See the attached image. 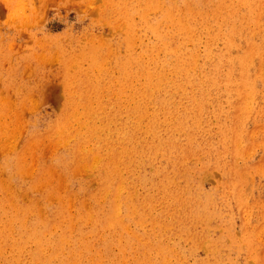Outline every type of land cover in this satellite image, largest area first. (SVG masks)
Listing matches in <instances>:
<instances>
[{
	"label": "rangeland",
	"instance_id": "rangeland-1",
	"mask_svg": "<svg viewBox=\"0 0 264 264\" xmlns=\"http://www.w3.org/2000/svg\"><path fill=\"white\" fill-rule=\"evenodd\" d=\"M38 2L0 0V264H26L6 259L22 235L17 209L33 201L28 222L68 203L53 229L72 236L62 264H264V0H47L35 20L13 17ZM80 150L95 160L69 166ZM106 173L122 186L118 227L92 236L76 215L110 209ZM85 234L102 238L81 245Z\"/></svg>",
	"mask_w": 264,
	"mask_h": 264
},
{
	"label": "bare ground",
	"instance_id": "bare-ground-1",
	"mask_svg": "<svg viewBox=\"0 0 264 264\" xmlns=\"http://www.w3.org/2000/svg\"><path fill=\"white\" fill-rule=\"evenodd\" d=\"M20 1H22V0H20ZM195 1V0H194ZM47 3V0H39V2L37 3V5L34 7H29V8H27V10H29L30 12H29V18H28V16H27V14H26V6H23V7H19V9H17V11L13 14V17H18L19 18V21L22 23V24H27L28 22H31V21H33V20H35L37 17L36 16H38V13H39V11L41 10V8L43 7V6H45V4ZM14 4V3H13ZM21 4V3H20ZM157 5V4H156ZM160 5V4H159ZM198 7V6H197ZM19 10H21V15L22 16H20V11ZM141 10V9H140ZM145 15V14H144ZM163 15V14H162ZM162 15H160V16H162ZM157 19H158V17H156ZM150 20V19H149ZM154 20V19H153ZM154 22V21H153ZM173 24H175V23H173ZM197 25V24H196ZM148 28V27H147ZM137 29V28H136ZM144 30V29H143ZM188 30V29H187ZM145 32V31H144ZM197 33V32H196ZM168 35V34H167ZM179 35V34H178ZM48 36V35H47ZM170 36H172V35H170ZM46 37V36H45ZM142 37V36H141ZM237 37V36H236ZM43 38V37H42ZM57 38V37H56ZM55 38V39H56ZM44 39V38H43ZM50 39V38H49ZM54 39V40H55ZM162 39V38H161ZM53 40V39H52ZM95 40H97V39H95ZM165 40V39H164ZM178 40V39H177ZM45 42H43V46H44V48L43 49H47V46H49L50 47V44H51V46H53L52 44H54V43H50V42H48V41H46V40H44ZM100 42H101V40H99ZM175 41V40H174ZM97 42V41H96ZM45 43V44H44ZM176 44V43H175ZM215 44V43H214ZM94 45V44H93ZM103 46V45H102ZM105 47V46H104ZM172 47V46H171ZM106 48V47H105ZM153 48V47H152ZM73 49V48H72ZM101 49V48H100ZM103 50V49H102ZM106 51V50H105ZM154 51V50H153ZM232 51V50H231ZM102 52V51H101ZM103 52H104V50H103ZM73 53V52H72ZM71 53V54H72ZM72 56V55H71ZM77 56H79V55H77ZM67 57V56H66ZM107 57V56H106ZM74 58H76V56L74 57ZM105 58V57H104ZM100 59V58H99ZM67 60H65L64 59V63L66 62ZM69 62V61H68ZM67 62V63H68ZM208 63V62H207ZM106 64V63H105ZM136 64V63H135ZM183 64V63H182ZM62 65V64H61ZM65 65V64H64ZM64 65H63V67H64ZM74 65V64H73ZM103 65V64H102ZM134 65V64H133ZM138 65V64H137ZM136 65V66H137ZM72 66V65H71ZM104 66V65H103ZM130 66V65H129ZM75 67V66H74ZM193 67H195V66H193ZM192 67V68H193ZM69 68V67H68ZM72 68V67H71ZM134 68V67H133ZM225 68L226 69H228L226 66H225ZM97 69V68H96ZM99 69V68H98ZM101 69V68H100ZM151 69V68H150ZM64 70L66 71V67H64ZM134 70V69H133ZM132 70V71H133ZM212 70V69H211ZM64 71V72H65ZM224 71V70H223ZM61 72H62V70H61ZM96 72V71H95ZM185 72V71H184ZM77 73V72H76ZM191 73V72H190ZM207 73V72H206ZM222 73V72H221ZM80 74H82V73H80ZM102 74V73H101ZM93 76V75H92ZM223 76V75H222ZM221 76V77H222ZM78 77V76H77ZM105 77V76H104ZM110 77V76H109ZM79 78H81V77H79ZM77 79V78H76ZM107 79V78H106ZM224 79V78H223ZM80 80V79H79ZM95 80V79H94ZM102 82V81H101ZM76 83V82H75ZM64 89H65V91H67L68 92V95L70 96V93H71V91L73 90L71 87H72V78L70 77V76H67V78H65V82H64ZM125 84V83H124ZM123 84V85H124ZM92 85V84H91ZM90 85V86H91ZM106 86V85H105ZM229 86V85H228ZM96 87V86H95ZM91 88V87H90ZM150 88H152V87H150ZM90 92V91H89ZM95 93V92H94ZM145 94V93H144ZM231 96V95H230ZM71 97V96H70ZM244 97V96H243ZM79 98V97H78ZM242 98V97H241ZM184 99V98H183ZM236 99V98H235ZM182 101V100H181ZM78 102V101H77ZM194 102V101H193ZM239 102H240V100H239ZM88 103V102H87ZM242 103V102H241ZM167 104V103H166ZM78 105H80V104H78ZM89 105V104H88ZM87 105V106H88ZM92 105V104H91ZM174 105V104H173ZM64 106H66V109L65 110H67V109H72V107H73V101H71L70 99H67V101L65 102V104H64ZM186 106V105H185ZM234 106V105H233ZM85 107V106H84ZM188 107V106H187ZM65 108V107H64ZM75 108V107H74ZM73 108V109H74ZM78 108V107H77ZM153 108V107H152ZM237 108V107H236ZM83 109V108H82ZM88 109V108H87ZM92 110V109H91ZM136 110V109H135ZM150 110V109H149ZM236 110V109H235ZM82 111V110H81ZM85 111H87V110H85ZM100 111V110H99ZM99 111H97V112H99ZM131 111V110H130ZM134 111V110H133ZM187 111V110H186ZM71 112V111H70ZM76 112V111H75ZM74 112V113H75ZM90 112V111H89ZM96 112V113H97ZM159 112V111H158ZM185 112V111H184ZM239 112V111H238ZM73 113V114H74ZM83 113V112H82ZM127 113H128V110H127ZM79 114V113H78ZM89 114V113H88ZM132 114V113H131ZM124 115V114H123ZM133 115V114H132ZM150 115V114H149ZM148 115V116H149ZM161 115V114H160ZM171 116V115H170ZM169 116V117H170ZM73 117V116H72ZM98 117V116H97ZM137 117V116H136ZM141 117V116H140ZM153 117V116H152ZM156 117V116H155ZM159 117V116H158ZM193 117V116H192ZM92 118V117H91ZM56 119V118H55ZM72 119V118H71ZM168 119V118H167ZM175 119V118H174ZM84 120V119H83ZM94 120V119H93ZM141 120V119H140ZM154 120V119H153ZM152 120V121H153ZM157 120V119H156ZM159 120H160V118H159ZM98 121V120H97ZM142 121V120H141ZM55 122V121H54ZM79 122V121H78ZM84 122V121H83ZM111 122V121H110ZM147 122V121H146ZM203 122V121H202ZM166 123V122H165ZM169 123V122H168ZM172 123V122H171ZM174 123V122H173ZM189 123V122H188ZM54 124V123H53ZM73 124V123H72ZM91 124V123H90ZM110 124V123H109ZM161 124V123H160ZM51 125V124H50ZM92 125V127L93 128H95V129H98L99 127L96 125V123H95V121H94V123L93 124H91ZM108 125V124H107ZM136 125V124H135ZM144 125V124H143ZM186 125V124H185ZM192 125V124H191ZM198 125V124H197ZM67 126H68V120H67V118L66 117H64L63 119H61L59 122H57V123H55L54 125H53V130L55 131V132H58L60 129H66L67 128ZM101 126V125H100ZM106 126V125H105ZM152 126V125H151ZM163 126V125H162ZM175 126V125H174ZM123 127H125V126H123ZM130 127V126H129ZM82 128V127H81ZM120 128V127H119ZM80 129V128H79ZM101 129V128H100ZM114 129H116V127L114 128ZM126 129V128H125ZM128 129V128H127ZM152 128H150V130H151ZM188 129V128H187ZM72 130V129H71ZM121 129H119V131H120ZM124 130V129H123ZM158 130V129H157ZM178 130V129H177ZM176 130V131H177ZM77 131H79V130H77ZM126 131V130H125ZM148 131V130H147ZM60 132V131H59ZM111 132V131H110ZM113 132V131H112ZM112 132H111V134H112ZM135 132V131H134ZM149 132V131H148ZM172 132V131H171ZM77 133V132H76ZM75 133V134H76ZM91 133H92V131H91ZM104 133H105V130H101V131H96V135H95V139H96V142L98 143L99 141H101V142H103V143H106L107 141H106V139H105V135H104ZM126 133V132H125ZM170 133V132H169ZM106 134V133H105ZM116 134H117V132H116ZM135 134V133H134ZM167 134V133H166ZM38 135H41V134H38ZM80 135H82V131L80 132ZM61 136L64 138V143L63 144H65V143H67L68 141H69V138H71L72 137V133L71 132H66V133H63V134H61ZM79 136V135H78ZM77 136V137H78ZM107 136V135H106ZM110 136V135H109ZM112 136V135H111ZM115 135H113V137H114ZM117 136H118V134H117ZM126 136V135H125ZM130 136V135H129ZM153 136V135H152ZM161 136V135H160ZM168 136V135H167ZM39 137V136H38ZM81 137V136H80ZM79 137V138H80ZM120 137V136H119ZM124 137V136H123ZM147 137V136H146ZM150 137H151V135H150ZM45 138V137H44ZM78 139V138H77ZM149 139V138H148ZM152 139H153V137H152ZM162 139H164V137L162 138ZM175 139V138H174ZM173 139V140H174ZM43 140V139H42ZM127 140V139H126ZM125 140V141H126ZM139 140V139H138ZM142 140V139H141ZM158 140H159V138H158ZM166 140V139H165ZM168 140V139H167ZM171 140V139H170ZM184 140V139H183ZM41 141V140H40ZM46 141V140H45ZM49 141V140H48ZM55 141V140H54ZM72 141V140H71ZM117 141V140H116ZM130 141V140H129ZM153 141H154V139H153ZM160 141V140H159ZM169 141V140H168ZM109 142V141H108ZM29 143V142H28ZM51 143V142H50ZM62 143V142H61ZM70 143V142H69ZM96 143V144H97ZM129 143V142H128ZM127 143V144H128ZM152 143V142H151ZM150 143V144H151ZM156 143V142H155ZM168 143V142H167ZM171 143V142H170ZM177 143V142H176ZM49 144V143H48ZM90 144V143H89ZM95 144V145H96ZM101 144V143H100ZM124 144H126L125 142H124ZM132 144V143H131ZM134 144V143H133ZM147 144H149V143H147ZM41 145V144H40ZM49 145H51V144H49ZM138 145H140V144H138ZM158 145V144H157ZM156 145V146H157ZM162 145V144H161ZM174 145V144H173ZM184 145H185V143H184ZM34 146V145H33ZM32 146V147H33ZM37 145L35 144V147H36ZM53 146H56V145H53ZM75 146V145H74ZM86 146V145H85ZM89 146V145H88ZM149 146V145H148ZM160 146V145H159ZM170 146V145H169ZM194 146V145H193ZM52 147V146H51ZM78 147V146H77ZM98 147V146H97ZM140 147V146H139ZM142 147V146H141ZM150 147V146H149ZM168 147V146H167ZM179 147V146H178ZM30 148V147H29ZM49 148V147H48ZM47 148V149H48ZM84 148V147H83ZM103 148V147H102ZM143 148V147H142ZM145 148V147H144ZM143 148V149H144ZM151 148V147H150ZM159 148V147H158ZM175 148V147H174ZM73 149V148H72ZM101 149V148H100ZM125 149V148H124ZM178 149H180V148H178ZM49 150V149H48ZM83 150V149H82ZM82 150H80V151H77V152H75L73 155H72V159L69 161V166L71 165V164H73L74 162H77V161H79V160H81V158L82 159H89L90 158V160L92 161V159H94L95 160V158H91L92 157V151L91 150H84L83 152H82ZM135 150H137V149H135ZM154 150H155V148H154ZM160 150V149H159ZM168 150V149H167ZM172 150V149H171ZM177 150V149H176ZM189 150V149H188ZM34 151V150H33ZM38 151V150H37ZM51 151H53V150H51ZM73 151V150H72ZM125 151H126V149H125ZM134 151V150H133ZM147 151V150H146ZM150 151V150H149ZM160 151H162V150H160ZM165 151V150H164ZM178 151V150H177ZM176 151V154L178 153ZM0 152H2L1 150H0ZM29 152V151H28ZM48 152V151H47ZM67 152V151H66ZM148 152V151H147ZM34 153V152H33ZM36 153V152H35ZM42 153V152H41ZM40 153V154H41ZM123 153V152H122ZM145 153V152H144ZM154 153V152H153ZM156 153V152H155ZM160 153H162V152H160ZM166 153H167V151H166ZM169 153H170V151H169ZM115 154V153H114ZM121 154V153H120ZM132 154V153H131ZM152 154V153H151ZM157 154V153H156ZM29 155V154H28ZM35 155V154H34ZM25 156H26V154H25ZM103 156V155H102ZM143 156V155H142ZM147 156V155H146ZM24 157V156H23ZM22 157V158H23ZM36 157V156H35ZM110 157V156H109ZM121 157V156H120ZM124 157V156H123ZM129 157V156H128ZM133 157V156H132ZM131 157V158H132ZM137 157V156H136ZM136 157H135V159H136ZM144 157V156H143ZM179 157V156H178ZM43 158V157H42ZM119 158V157H118ZM122 158V157H121ZM121 158H120V160H121ZM134 158V157H133ZM138 158V157H137ZM147 158V157H146ZM181 158V157H180ZM186 158V157H185ZM46 159V158H45ZM45 159H44V161H45ZM65 159V158H64ZM187 159V158H186ZM36 160V159H35ZM34 160V161H35ZM68 160V159H67ZM26 161V160H25ZM43 161V162H44ZM58 161H60V160H58ZM90 161V162H91ZM129 161V160H128ZM172 161H174L173 159H172ZM182 161V160H181ZM24 162V161H23ZM40 162H42V161H40ZM56 162H57V160H56ZM85 162V161H84ZM98 162V161H97ZM109 162V161H108ZM126 162V161H125ZM124 162V163H125ZM142 162V161H141ZM15 163V162H14ZM35 163V162H34ZM39 163V162H38ZM58 163V162H57ZM118 163L119 162H114V168L115 167H117L118 166ZM128 163V162H127ZM132 163V162H131ZM140 163V162H139ZM174 164V163H173ZM172 164V165H173ZM177 164V163H176ZM101 165V164H100ZM138 165V164H137ZM15 166V165H14ZM32 166H35V165H32ZM80 166H82V165H80ZM84 166H85V163H84ZM125 166V165H124ZM127 166H128V164H127ZM134 166V165H133ZM178 166V165H177ZM68 167V166H67ZM78 167V166H77ZM86 167V166H85ZM94 167V166H93ZM104 167V166H103ZM121 167V166H120ZM136 167V166H135ZM176 167V166H175ZM181 167H182V164H181ZM35 168V167H34ZM54 168V167H53ZM56 168V167H55ZM69 168V167H68ZM80 168V167H79ZM99 168V167H98ZM127 168V167H126ZM129 168H132V167H129ZM174 168V167H173ZM15 169V168H14ZM13 169V170H14ZM175 169V168H174ZM181 169V168H180ZM183 169V168H182ZM185 169V168H184ZM22 170V169H21ZM31 170V169H30ZM29 170V171H30ZM60 170V169H59ZM77 170H78V168H77ZM80 170V169H79ZM87 170V168L85 169V171ZM121 170V169H120ZM134 170V169H133ZM136 170V169H135ZM188 170V169H187ZM24 171H26V170H24ZM32 171V170H31ZM51 171V170H50ZM55 171V170H54ZM65 171H70V169H66ZM73 171V170H72ZM129 171V170H128ZM132 171V170H131ZM45 172V171H44ZM62 172V171H61ZM64 172V171H63ZM78 172V171H77ZM121 172H122V170H121ZM51 173V172H50ZM56 173V172H55ZM85 173V172H84ZM133 173V172H132ZM68 174V173H67ZM71 174H73L72 172H71ZM77 174V173H76ZM125 174V173H124ZM127 174V173H126ZM129 174V173H128ZM13 175V174H12ZM24 175V174H23ZM40 175V174H39ZM38 175V176H39ZM46 175V174H45ZM62 175V174H61ZM74 175V174H73ZM119 175V174H118ZM136 175V174H135ZM70 176V175H69ZM95 176H96V174H95ZM114 176V173L113 174H108V173H106L105 175H104V177H103V184L105 183L107 186L110 184V180L111 181H114V183H113V185H115V187H114V190H112V191H107L106 189H104L101 193L102 194H104L103 192H105V194L106 193H111V194H113L112 196H111V200H110V204H108V205H110V209L109 210H107V211H104V209L103 210H101V209H95L93 212H83L82 210H79V212L78 213H80L79 215H76V217L78 216V222L79 223H81L82 225H84V224H90L91 225V227H92V230H91V235L92 236H99L103 231H105L106 230V228H108V227H113V226H115V227H118V215H117V213H118V209H119V203H120V195H121V193H122V186L120 185V183H118V180L117 179H113L112 177ZM125 176V175H124ZM127 176V175H126ZM134 176V175H133ZM25 177V176H24ZM40 177H41V175H40ZM61 178V177H60ZM132 178V177H131ZM136 178V177H135ZM165 178V177H164ZM23 179V178H22ZM138 179V178H137ZM172 178H170V180H171ZM64 180V179H63ZM62 180V181H63ZM109 180V181H108ZM125 180V179H124ZM123 180V181H124ZM127 180V179H126ZM129 180V179H128ZM135 180V179H134ZM133 180V181H134ZM163 180V179H162ZM167 180V179H166ZM31 181V180H30ZM34 181V180H33ZM37 181V180H36ZM47 181V180H46ZM59 181H60V179H59ZM97 181V180H96ZM105 181H107L108 182V184L105 182ZM20 182V181H19ZM39 182H41V181H39ZM162 182V181H161ZM168 183H169V180L167 181ZM9 183V182H8ZM25 183V182H24ZM63 183V182H62ZM102 183V182H101ZM155 183H156V181H155ZM172 183V182H171ZM170 183V184H171ZM3 184H5V183H3ZM21 184V183H20ZM61 184V183H60ZM122 184V183H121ZM154 184V183H153ZM167 184V183H166ZM169 184V185H170ZM11 185V184H10ZM19 185V184H18ZM34 185V184H33ZM43 185H45V183L43 184ZM124 185V184H123ZM135 185V184H134ZM137 185V184H136ZM155 185V184H154ZM158 185V184H157ZM157 185H156V187H157ZM164 185V184H163ZM17 186V185H16ZM28 186V185H27ZM39 186V185H38ZM89 186V185H88ZM127 186V185H126ZM130 186V185H129ZM133 186V185H132ZM162 185H160V187H161ZM175 186V185H174ZM6 187V186H5ZM32 187H34V186H32ZM67 187V186H66ZM65 187V188H66ZM99 187V186H98ZM121 187V188H120ZM131 187V186H130ZM173 187V186H172ZM171 187V188H172ZM35 188V187H34ZM40 188H41V186H40ZM93 188V187H92ZM109 188V187H108ZM111 188H113V187H111ZM129 188V187H128ZM134 188V187H133ZM163 189H164V187H162ZM170 188V189H171ZM16 189H17V187H16ZM27 189V188H26ZM37 189V188H36ZM48 189V188H47ZM55 189V188H54ZM54 189H49L50 191H54ZM85 189H86V187H85ZM93 189H95V188H93ZM131 189V188H130ZM129 189V190H130ZM159 189V188H158ZM175 189V188H174ZM11 190V189H10ZM31 190V189H30ZM59 190V189H58ZM138 190V189H137ZM180 190V189H179ZM17 191V190H16ZM61 191V190H60ZM59 191V192H60ZM63 191V190H62ZM125 191V190H124ZM164 191H165V189H164ZM168 191V190H167ZM46 192V191H45ZM48 192V191H47ZM90 192V191H89ZM93 192V191H92ZM129 192V191H128ZM133 192H134V190H133ZM138 192V191H137ZM146 192V191H145ZM166 192V191H165ZM170 192V191H169ZM52 193V192H51ZM50 193V194H51ZM141 193V192H140ZM166 193H168V192H166ZM175 193H176V191H175ZM188 193H189V191H188ZM18 194V193H17ZM23 194V193H22ZM28 194H29V191H28ZM76 194V196H79V195H77L78 193H75ZM138 194V193H137ZM164 194V193H163ZM178 194V193H177ZM180 194V193H179ZM185 194V193H184ZM183 194V195H184ZM187 194V193H186ZM26 195V194H25ZM24 195V196H25ZM40 195V194H39ZM84 195H85V193H84ZM132 195V194H131ZM139 195V194H138ZM165 195V194H164ZM169 195V194H168ZM189 195V194H188ZM187 195V196H188ZM22 196V195H21ZM23 196V197H24ZM27 196V195H26ZM25 196V197H26ZM45 196H47V195H45ZM56 196H58V195H56ZM103 196V195H102ZM109 196V195H108ZM149 196V195H148ZM152 196V195H151ZM171 196V195H170ZM175 196V195H174ZM173 196V197H174ZM186 196V195H185ZM186 196V197H187ZM22 197V198H23ZM24 197V198H25ZM36 197V196H35ZM80 197H81V195H80ZM141 197H144V196H141ZM146 197V196H145ZM177 197V196H176ZM189 197H191V196H189ZM54 198V197H53ZM60 198V197H59ZM125 198V197H124ZM148 198V197H147ZM151 198V197H150ZM150 198H148V199H150ZM169 198V197H168ZM185 197H183V199H184ZM51 199V198H50ZM92 199V198H91ZM98 199H100V198H98ZM136 199V198H135ZM156 199V198H155ZM173 199V198H172ZM176 199V198H175ZM189 199H191V198H189ZM188 199V200H189ZM23 200V199H22ZM26 200V199H25ZM87 200V199H86ZM93 200V199H92ZM131 200V199H130ZM139 200H140V198H139ZM151 200V199H150ZM185 200V199H184ZM193 200V199H192ZM12 201V200H11ZM81 201V200H80ZM84 201V200H83ZM82 201V202H83ZM98 201V200H97ZM100 201V200H99ZM129 201V200H128ZM167 201V200H166ZM172 201V200H171ZM174 201V200H173ZM177 201V200H176ZM194 201V200H193ZM26 202H27V200H26ZM71 202V201H70ZM88 202V201H87ZM86 202V203H87ZM105 202V201H104ZM130 202V201H129ZM154 202V201H153ZM156 202H158V201H156ZM183 202V201H182ZM185 202H186V200H185ZM47 203H49V202H47ZM123 203V202H122ZM135 203V202H134ZM150 203V202H149ZM168 203V202H167ZM175 203V202H174ZM46 204V203H45ZM67 204L68 203H63V202H59L58 204H57V208H56V211H55V214H54V216L53 217H49V218H40V216L38 215V216H36V218L35 219H33V220H31L30 222H28L25 218H24V215L22 214V213H28V212H35V213H38V209H37V207H36V205L34 204V201H33V203H30L29 205H27L26 207H22V208H18L17 209V211H18V213H19V218H18V223H19V228H20V230H21V233H22V235H21V237L15 242V249H16V252H17V254L15 253V251H14V254L12 255V256H10V257H7V259H6V261H13V262H16V260L17 261H19L20 263H26V264H56V263H63L66 259H67V256L68 255H70L71 253H70V251L68 250V251H65L64 249L68 246V245H70V243L73 241L72 240V236H71V234H69L68 233V235L66 234L65 236H62V237H60V239H57L56 238V236L53 234V229H54V227L56 226V225H58V224H61V222L64 220V219H66V218H68V216H67V214L66 213H69L68 212V210L70 209H68L67 210ZM85 204V203H84ZM94 204V203H93ZM157 204V203H156ZM169 204H171V203H169ZM192 204V203H191ZM38 205V204H37ZM72 205V204H71ZM70 205V206H71ZM87 205V204H86ZM86 205H85V207L84 208H87L86 207ZM98 205V204H97ZM138 205V204H137ZM142 205V204H141ZM5 206V205H4ZM13 206V205H12ZM78 206V205H77ZM82 206V203L80 202V207ZM124 206V205H123ZM144 206V205H143ZM165 206V205H164ZM181 206V205H180ZM186 206V205H185ZM79 207V208H80ZM105 207V206H104ZM137 207H139V206H137ZM136 207V208H137ZM190 207V206H189ZM192 207H193V205H192ZM41 208V207H40ZM39 208V209H40ZM54 208V207H53ZM165 208H167V207H165ZM171 208H172V206H171ZM153 209V208H152ZM174 209V208H173ZM177 209V208H176ZM46 210V209H45ZM72 210V209H71ZM70 210V211H71ZM87 210V209H86ZM138 210H140V209H138ZM156 210V209H155ZM158 210V209H157ZM169 210H170V208H169ZM183 210H185V209H183ZM196 210H198V209H196ZM13 211V210H12ZM41 211H42V209H41ZM51 211H53V210H51ZM144 211V210H143ZM142 211V212H143ZM40 212V211H39ZM139 212V211H138ZM141 212V213H142ZM155 212V211H154ZM172 212V211H171ZM186 212V211H185ZM3 213V212H2ZM53 213V212H52ZM140 213V214H141ZM145 213V212H144ZM174 213V212H173ZM192 213V212H191ZM42 214V213H41ZM48 214V213H47ZM2 215V214H1ZM121 215H122V213H121ZM124 215V214H123ZM131 215V214H130ZM153 215H155V214H153ZM159 215V214H158ZM186 215V214H185ZM188 215V214H187ZM142 216V215H141ZM122 217V216H121ZM138 217H139V215H138ZM180 217V216H179ZM186 217H188V216H186ZM30 218V217H29ZM136 218H137V216H136ZM167 218V217H166ZM178 218V217H177ZM181 218V217H180ZM128 219V218H127ZM130 219V218H129ZM128 219V220H129ZM135 219V218H134ZM142 219V218H141ZM150 219V218H149ZM148 219V220H149ZM156 220V219H155ZM124 221V220H123ZM174 221V220H173ZM172 221V222H173ZM180 221H181V219H180ZM16 222V221H15ZM172 222L170 223L171 225H172ZM187 222V221H186ZM135 222H133V224H134ZM179 223V222H178ZM183 223V222H182ZM181 223V224H182ZM14 224V223H13ZM132 224V225H133ZM181 224H179V225H181ZM89 225V226H90ZM183 225H184V223H183ZM16 226V225H15ZM70 226V225H69ZM69 226H67V229L69 230ZM167 226H169V225H167ZM64 227V226H63ZM125 227H126V225H125ZM133 227V226H132ZM136 227V226H135ZM153 226L151 225V228H152ZM182 227V226H181ZM138 228V227H137ZM18 229V228H17ZM77 229V228H76ZM116 230V229H115ZM82 231V230H81ZM107 231V230H106ZM114 231V230H113ZM120 231V230H119ZM62 233V232H61ZM14 234V233H13ZM17 234V233H16ZM75 234V233H74ZM83 234V233H82ZM75 236H76V234H75ZM102 237H99L98 239H90L86 234L84 235V236H82V238H81V245H88V244H90L91 242L93 243L94 241H96V240H99V239H101ZM107 238V237H106ZM104 239V238H103ZM128 239V238H127ZM132 240V239H131ZM103 243H108L109 242V240H101ZM118 241V240H117ZM35 243L36 244V246H37V249H35L34 248V250H29L30 251V257H31V259H30V262H26V260H24L23 258H21V254H23V253H26L27 252V249H25V248H27L28 247V245L30 244V243ZM97 242V241H96ZM99 243V242H98ZM72 244V243H71ZM120 244V243H119ZM80 245V246H81ZM94 245V244H93ZM72 246V245H71ZM92 246V245H91ZM45 247H46V250H47V252H45ZM82 247V246H81ZM88 247V246H87ZM93 248V247H92ZM78 252V251H77ZM85 252V251H84ZM75 254H76V252H75ZM24 255V254H23ZM82 256H83V254H81ZM27 256V255H26ZM72 256V255H71ZM70 256V257H71ZM87 256H89V255H87ZM79 258V257H78ZM82 258V257H81ZM88 258V257H87ZM89 259V258H88ZM10 263V262H9ZM148 263V262H147ZM7 264H8V262H7Z\"/></svg>",
	"mask_w": 264,
	"mask_h": 264
}]
</instances>
